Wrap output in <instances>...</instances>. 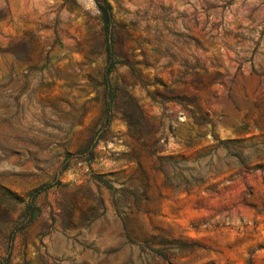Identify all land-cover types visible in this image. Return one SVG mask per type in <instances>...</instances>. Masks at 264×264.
Returning <instances> with one entry per match:
<instances>
[{"label":"rangeland","instance_id":"obj_1","mask_svg":"<svg viewBox=\"0 0 264 264\" xmlns=\"http://www.w3.org/2000/svg\"><path fill=\"white\" fill-rule=\"evenodd\" d=\"M107 2L0 0V264H264V0Z\"/></svg>","mask_w":264,"mask_h":264},{"label":"trees","instance_id":"obj_2","mask_svg":"<svg viewBox=\"0 0 264 264\" xmlns=\"http://www.w3.org/2000/svg\"><path fill=\"white\" fill-rule=\"evenodd\" d=\"M94 1H95L96 5H97L98 9L102 12L103 20H104V22L106 24V28H107L108 25L110 24V18H111L109 4H108L107 0H94ZM107 52H108V58L111 59V57H112V49H111L110 45L108 46ZM34 196L30 200V202L27 204L28 208H30V209H35L36 208V206L34 204Z\"/></svg>","mask_w":264,"mask_h":264}]
</instances>
